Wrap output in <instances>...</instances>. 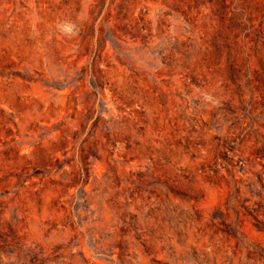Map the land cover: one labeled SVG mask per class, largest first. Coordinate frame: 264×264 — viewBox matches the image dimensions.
<instances>
[{
    "label": "rangeland",
    "instance_id": "374dc122",
    "mask_svg": "<svg viewBox=\"0 0 264 264\" xmlns=\"http://www.w3.org/2000/svg\"><path fill=\"white\" fill-rule=\"evenodd\" d=\"M0 264H264V0H0Z\"/></svg>",
    "mask_w": 264,
    "mask_h": 264
}]
</instances>
